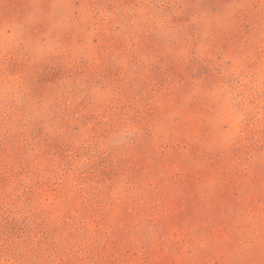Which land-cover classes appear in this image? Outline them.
Returning a JSON list of instances; mask_svg holds the SVG:
<instances>
[{
  "label": "clouds",
  "instance_id": "clouds-1",
  "mask_svg": "<svg viewBox=\"0 0 264 264\" xmlns=\"http://www.w3.org/2000/svg\"><path fill=\"white\" fill-rule=\"evenodd\" d=\"M161 249L264 264V0H0V264Z\"/></svg>",
  "mask_w": 264,
  "mask_h": 264
},
{
  "label": "rangeland",
  "instance_id": "rangeland-1",
  "mask_svg": "<svg viewBox=\"0 0 264 264\" xmlns=\"http://www.w3.org/2000/svg\"><path fill=\"white\" fill-rule=\"evenodd\" d=\"M50 198H51V197L49 196V199H50ZM113 211L116 212V211H118V209H116V208L114 207ZM88 227H89L90 229H93V230H94V229L97 227V225H96L95 223H90V224L88 225ZM173 234H175V235H179V229L177 228L176 225H172V226H171V229H170L169 235L171 236V235H173ZM139 258H140V257H139V254H138V253L135 254V255L132 254V253H129L128 256H127V259H128L129 261L138 260ZM156 258H161V259L165 260V261H166V264H167V261L169 260V258L165 255V253H164V251H163L162 249L156 251V252L153 253V254H151L150 257H149V259H156Z\"/></svg>",
  "mask_w": 264,
  "mask_h": 264
}]
</instances>
